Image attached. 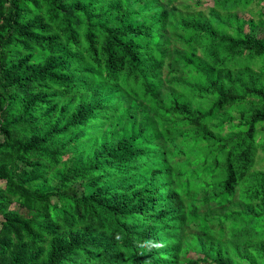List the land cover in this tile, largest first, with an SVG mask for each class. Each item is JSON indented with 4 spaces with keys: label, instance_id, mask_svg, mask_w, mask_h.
Returning a JSON list of instances; mask_svg holds the SVG:
<instances>
[{
    "label": "trees",
    "instance_id": "trees-1",
    "mask_svg": "<svg viewBox=\"0 0 264 264\" xmlns=\"http://www.w3.org/2000/svg\"><path fill=\"white\" fill-rule=\"evenodd\" d=\"M211 2L0 0V264H264V0Z\"/></svg>",
    "mask_w": 264,
    "mask_h": 264
},
{
    "label": "rangeland",
    "instance_id": "rangeland-1",
    "mask_svg": "<svg viewBox=\"0 0 264 264\" xmlns=\"http://www.w3.org/2000/svg\"><path fill=\"white\" fill-rule=\"evenodd\" d=\"M181 1H185L190 6H192L193 11L199 10V9H204L205 7L210 6L212 4L211 0H200L201 1L200 5H194V3L197 2V0H177V2H181ZM262 8H264V2L261 5H256L254 3L248 8V10L239 11L238 13L241 15L242 18H244L246 20L251 19L252 21H254L256 23L259 20V16H258L259 10L262 12L264 11V9L262 10ZM253 33L256 37H261V36H263L264 30L262 28H260L259 26H257ZM2 186H3V182L0 181V187H2ZM192 256H193V254H192Z\"/></svg>",
    "mask_w": 264,
    "mask_h": 264
}]
</instances>
